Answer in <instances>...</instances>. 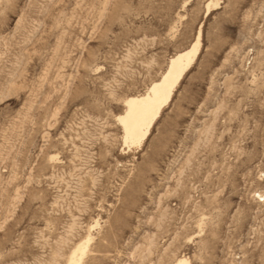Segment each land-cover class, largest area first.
<instances>
[{"label": "rangeland", "instance_id": "obj_1", "mask_svg": "<svg viewBox=\"0 0 264 264\" xmlns=\"http://www.w3.org/2000/svg\"><path fill=\"white\" fill-rule=\"evenodd\" d=\"M208 2L0 0V264H264V0ZM198 29L144 142L104 147Z\"/></svg>", "mask_w": 264, "mask_h": 264}, {"label": "snow or ice", "instance_id": "obj_2", "mask_svg": "<svg viewBox=\"0 0 264 264\" xmlns=\"http://www.w3.org/2000/svg\"><path fill=\"white\" fill-rule=\"evenodd\" d=\"M209 8H219V2L209 0ZM176 27L173 26L169 32V36H174ZM196 43L192 45L191 50L188 52H181L179 56H174L171 63L166 65L167 71L163 74V79L158 83H153L151 87L147 88V94H140L134 98H124L119 102L124 105L120 110L121 114L114 117L117 125L116 131L118 135L115 137L100 136L99 139L103 140L104 147H110L113 141L119 147L123 145L120 151L128 149L129 151L139 148L144 142L145 136L148 134L147 130L151 127L152 121L159 114L160 108L166 104L172 95V90L175 87L177 80L183 73L185 68L191 63L193 55L199 50L200 38L195 37ZM99 71V69H96ZM106 91L105 96L115 99L119 95V87L115 81L106 82L104 85ZM6 96L0 93V105L6 102ZM102 124L105 122H101ZM100 132H104V127L100 128ZM261 179L264 180V173H261ZM259 200L264 201V193H254ZM204 223L200 225L203 229ZM202 235L203 233H198ZM87 249L82 244L79 248L72 252L69 264H81L82 257ZM173 264H191L188 259L182 258L177 253Z\"/></svg>", "mask_w": 264, "mask_h": 264}, {"label": "bare ground", "instance_id": "obj_3", "mask_svg": "<svg viewBox=\"0 0 264 264\" xmlns=\"http://www.w3.org/2000/svg\"><path fill=\"white\" fill-rule=\"evenodd\" d=\"M208 8H209V7L207 6V7H206V12H205L206 14L208 13V10H209ZM206 14H205V15H206ZM195 37H199V38H200V29L197 30ZM195 37H194V38H195ZM195 43H196V40L194 39L186 49H184V50H182V51H180V52H177V53H175L172 57H170L169 60L167 61V64H166V65H169V64L171 63V61H172V59H173L174 56H179V55L181 54V52H188V51H190L192 45L195 44ZM199 46H200V44H199ZM197 53H198V51L194 53L193 58H192V60H191V63L185 68V70L183 71V73L180 75L179 79L177 80V82H176V84H175V87H176V85L179 83V81L183 78V75L185 74V72L190 68V66H191V64L193 63V61H194V59H195ZM166 71H167V67L165 68V70L163 71V73L160 75V77H159L156 81H153V82L149 85V87H151V85H152L153 83H158L160 80H162V79H163V74L166 73ZM149 87H148V88H149ZM175 87L173 88L172 93H173ZM143 94H147V89H146V91H145ZM138 95H140V94L132 95V96H129V97H127V98H134V96H138ZM170 98H171V97H170ZM170 98H169L168 102L170 101ZM168 102H167L166 104H164V105L160 108V110H159V114L161 113L162 109L168 104ZM122 106L124 107L123 104H122ZM159 114H158V115H159ZM158 115H157V116L155 117V119L152 121V124L155 122V120H156V118L158 117ZM149 129H150V128H149ZM149 129L147 130V133H149ZM147 135H148V134H147ZM147 135L145 136L144 140L146 139ZM182 258H185V257H182ZM185 259H187V258H185ZM172 264H173V263H172Z\"/></svg>", "mask_w": 264, "mask_h": 264}]
</instances>
